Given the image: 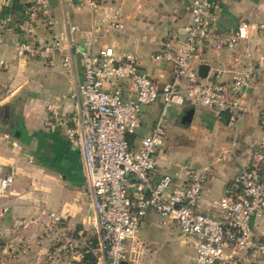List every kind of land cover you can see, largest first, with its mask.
<instances>
[{
  "label": "crops",
  "instance_id": "obj_1",
  "mask_svg": "<svg viewBox=\"0 0 264 264\" xmlns=\"http://www.w3.org/2000/svg\"><path fill=\"white\" fill-rule=\"evenodd\" d=\"M47 1L58 26L55 30L39 26L35 41L51 42L53 35L66 25H77L83 32L71 37L84 46L85 33L100 25L99 14L89 8L68 6L65 0ZM103 1L121 6L124 29L100 38L97 51L112 46L118 55L133 54L141 69L160 87L171 82L174 78L171 64L155 61L152 55L159 50L167 33L184 35V28L191 22L193 0ZM214 1L219 4L214 14L215 39L229 34L242 21L264 24V0ZM24 11L23 0H0V20L16 23L23 18ZM6 37L7 45L0 46V62L5 63L0 69V180L10 173H14V180L7 191L0 189V264H90L83 261V256H71L60 250L65 236L73 235L81 251L87 241L96 246L99 237L82 153L66 135L67 128L74 124L73 117L79 113L77 101L70 96L82 80L79 59L75 57L71 74L61 64L48 68L41 61L17 57L16 44L22 38L16 32L10 30ZM259 60L264 63V30H253L248 41L231 51H216L209 46L202 64L209 65L210 70L203 83H228L234 71L249 61ZM243 99L248 110L237 129L203 106L189 103L171 110L166 121V140L156 154L155 180L169 175L175 187L185 184V166L208 170L209 177L196 210L212 218L223 217L214 202L226 196L235 177L249 164L260 139L264 68L255 74ZM153 106L159 117L162 98ZM187 109H194V114L189 126L184 127L180 116ZM158 117L146 121L141 116V138L150 134ZM48 122L54 127H48ZM52 214L60 220H55ZM252 226L257 237L264 238V215L254 218ZM182 236L190 243L193 256L194 241ZM138 239L140 252L144 244L139 236ZM132 256L129 255V264L134 263ZM242 264H264V259L250 254Z\"/></svg>",
  "mask_w": 264,
  "mask_h": 264
},
{
  "label": "built area",
  "instance_id": "obj_2",
  "mask_svg": "<svg viewBox=\"0 0 264 264\" xmlns=\"http://www.w3.org/2000/svg\"><path fill=\"white\" fill-rule=\"evenodd\" d=\"M65 2L100 16L98 29L85 33L84 46L71 37L83 32L77 25H66L51 42L35 41L39 26L48 30L58 26L47 0H23L25 11L20 21L0 20V46L7 45L10 30L22 38L16 44L17 57L41 61L48 68L61 64L69 74L74 72L77 57L82 69L81 82L70 92L79 113L66 135L82 153L99 237L96 246L87 241L81 251L73 235L65 236L60 250L75 257L92 252L98 264H129V255L141 247V222L152 211L174 221L181 233L194 241L192 264H242L250 254L264 259V238L257 237L252 226L254 218L264 215V109L261 136L249 164L235 177L226 196L214 202L223 217L212 218L196 210L209 177L207 169L185 166L187 177L181 187L173 186L169 175L154 178L156 154L166 140V117L171 110L189 103L203 106L224 118L229 127L238 128L248 110L244 92L264 68L263 61H249L232 73L230 82L219 85L203 83L198 71L209 46L216 51L234 50L249 40L253 30H264V24L242 21L229 34L215 39L214 14L219 4L193 0L191 22L184 35L167 33L152 55L153 60L168 62L173 68V80L160 87L133 54L118 55L112 46L97 51L100 38L123 31L121 6L103 0ZM4 67L1 61L0 69ZM159 98L162 107L150 134L132 140L141 128L142 108ZM47 125L54 127L52 122ZM14 146L20 148L19 143ZM13 180L14 173L3 176L1 191H7ZM52 217L60 220L55 214Z\"/></svg>",
  "mask_w": 264,
  "mask_h": 264
},
{
  "label": "rangeland",
  "instance_id": "obj_3",
  "mask_svg": "<svg viewBox=\"0 0 264 264\" xmlns=\"http://www.w3.org/2000/svg\"><path fill=\"white\" fill-rule=\"evenodd\" d=\"M153 104L142 108V120L153 121V118L158 117V112ZM169 113L166 119L169 118ZM165 126L167 128V122ZM140 138L141 135L138 131L136 140ZM152 220L153 223H151ZM149 223L153 224L150 228ZM138 236L144 245L140 252L132 256L134 263L190 264L192 256L189 251L190 243L185 240L179 227L172 220L149 211L139 227Z\"/></svg>",
  "mask_w": 264,
  "mask_h": 264
},
{
  "label": "water",
  "instance_id": "obj_4",
  "mask_svg": "<svg viewBox=\"0 0 264 264\" xmlns=\"http://www.w3.org/2000/svg\"><path fill=\"white\" fill-rule=\"evenodd\" d=\"M210 70V66L206 64H202L199 67L198 74L202 79H205L208 76ZM194 114V109H187L185 110L182 115L180 116V123L182 126L187 127L192 121V117Z\"/></svg>",
  "mask_w": 264,
  "mask_h": 264
},
{
  "label": "trees",
  "instance_id": "obj_5",
  "mask_svg": "<svg viewBox=\"0 0 264 264\" xmlns=\"http://www.w3.org/2000/svg\"><path fill=\"white\" fill-rule=\"evenodd\" d=\"M135 137L136 136H133L132 140H134ZM83 261L86 262V263H90V264H96V258H95L94 254L92 252L85 253L83 255Z\"/></svg>",
  "mask_w": 264,
  "mask_h": 264
}]
</instances>
